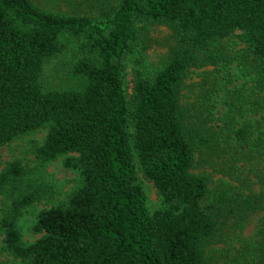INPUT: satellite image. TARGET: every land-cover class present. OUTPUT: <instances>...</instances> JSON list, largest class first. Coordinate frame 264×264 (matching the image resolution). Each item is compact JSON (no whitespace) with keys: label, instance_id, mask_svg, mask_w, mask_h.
<instances>
[{"label":"trees","instance_id":"16d2710c","mask_svg":"<svg viewBox=\"0 0 264 264\" xmlns=\"http://www.w3.org/2000/svg\"><path fill=\"white\" fill-rule=\"evenodd\" d=\"M65 1L69 10L0 0V146L48 126L32 168L13 159L0 171L9 199L4 248L27 264H211L206 249L218 219L258 212L264 193L223 179L210 187L209 175L193 170L197 153L227 151L218 135L225 128L194 120L183 82L191 65L217 64L218 42L237 30L264 69V0H118L109 10L105 0H88L101 14ZM154 22L175 30L176 52L153 71L136 68L127 98L128 57L140 24ZM65 36L78 52L74 83L45 87V62L63 52ZM227 124L235 153L251 145L250 119ZM60 156L79 184L68 200L39 211L33 229L42 235L26 242L18 218L52 193L41 175ZM140 171L157 188L154 211ZM258 233L255 263L264 264V221Z\"/></svg>","mask_w":264,"mask_h":264},{"label":"rangeland","instance_id":"374dc122","mask_svg":"<svg viewBox=\"0 0 264 264\" xmlns=\"http://www.w3.org/2000/svg\"><path fill=\"white\" fill-rule=\"evenodd\" d=\"M46 7L69 10L65 0H34ZM104 7L110 9L118 0H105ZM73 3L81 10L101 14L100 8L94 10L90 2ZM107 9V10H109ZM138 39L128 57L123 74L124 90L130 97L135 83V69L143 72L155 70L172 56L179 43L175 30L164 23H141ZM241 31L222 38L217 47L221 57L215 65H191L184 78L182 103L190 109L194 120L202 118V126L214 130L225 128L218 135L227 151H204L197 153L193 170L208 174L210 187L216 186L223 179L240 187L244 193H264V69L255 61L254 54L240 38ZM66 48L62 53L46 60L42 75L45 87H69L74 81L70 71L78 58L74 39L65 36ZM233 118V124L250 119L253 125L251 145L245 149L237 147L236 140L226 136L232 135L227 122ZM231 125V123H229ZM48 132V126L20 136L8 144L0 146V171L13 159H20L27 167L35 164V148L41 144ZM139 176L147 194V207L150 211L157 209L161 202L154 183ZM41 177L51 186L52 193L25 207L18 218L22 238L33 242L42 233L33 229L39 211L68 200L79 184L76 170L64 164V156L48 163ZM9 205L6 195L0 194V220ZM219 220V230L212 243L206 249L211 264H256L255 248L259 240V225L264 221V205L258 212L248 213L240 218L237 215L223 216ZM254 256V257H253ZM0 264H27L4 248V233L0 227Z\"/></svg>","mask_w":264,"mask_h":264}]
</instances>
